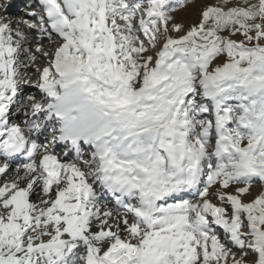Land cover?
<instances>
[{
    "label": "snow or ice",
    "instance_id": "1",
    "mask_svg": "<svg viewBox=\"0 0 264 264\" xmlns=\"http://www.w3.org/2000/svg\"><path fill=\"white\" fill-rule=\"evenodd\" d=\"M9 7L0 264H264V0Z\"/></svg>",
    "mask_w": 264,
    "mask_h": 264
},
{
    "label": "rangeland",
    "instance_id": "2",
    "mask_svg": "<svg viewBox=\"0 0 264 264\" xmlns=\"http://www.w3.org/2000/svg\"><path fill=\"white\" fill-rule=\"evenodd\" d=\"M184 16H185V13H184L183 10H181V11H179V12L177 13V17H178V19L184 18Z\"/></svg>",
    "mask_w": 264,
    "mask_h": 264
},
{
    "label": "bare ground",
    "instance_id": "3",
    "mask_svg": "<svg viewBox=\"0 0 264 264\" xmlns=\"http://www.w3.org/2000/svg\"><path fill=\"white\" fill-rule=\"evenodd\" d=\"M10 10L14 11V7H11V9H10ZM2 11H3V10L1 9V10H0V12H2Z\"/></svg>",
    "mask_w": 264,
    "mask_h": 264
}]
</instances>
